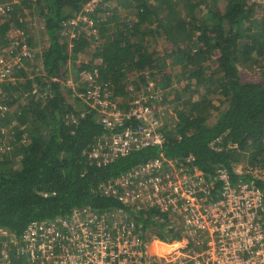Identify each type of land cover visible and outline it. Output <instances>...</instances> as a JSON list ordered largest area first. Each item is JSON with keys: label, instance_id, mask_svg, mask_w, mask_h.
<instances>
[{"label": "trees", "instance_id": "16d2710c", "mask_svg": "<svg viewBox=\"0 0 264 264\" xmlns=\"http://www.w3.org/2000/svg\"><path fill=\"white\" fill-rule=\"evenodd\" d=\"M90 1L0 0L4 5L0 14L2 56L19 55L24 44L31 57L0 83V106H4L0 130L2 125L10 127L6 135L0 131V228L8 229L18 240L31 223L67 218L75 209L88 208L98 214L124 211L142 237L156 232L162 242L179 241L182 230L176 214L159 206L133 210L121 202L119 192L115 195L111 190L118 188L115 183L131 170L161 157L175 161L178 168L200 171L213 184L211 197L221 191L215 179L216 167L226 170L232 185L252 182L256 187L264 186L263 180L238 174L232 166L236 152L256 162L264 160V0H206L201 4L205 14L182 17H176L174 11L182 0L166 2L167 13L145 0H123L130 15L115 38L102 29L104 22L115 21L113 14L110 11L106 19L103 14L113 3L125 10L122 1L100 0L86 13L84 8ZM133 1H138L135 6H131ZM218 1L223 4L221 8ZM164 13H170L171 21L161 16ZM79 15L91 22L89 29L71 27ZM36 21L41 25L35 29L47 35L43 42L36 41L30 32ZM253 29L256 32L251 40L259 41L260 51L241 60L242 45ZM157 39L173 44L185 68L214 58V74L210 75L221 89L225 107L209 124L197 112L198 106L192 105L190 112L181 108L176 120L169 122L167 130L163 128L165 142L161 147L133 150L107 162L90 158L100 142L137 124L127 122L122 128L105 130L96 111L76 97L77 105L69 104L61 79L66 77L70 60L91 53L90 62L100 61L93 66L97 82L112 98L120 100L122 109H128L138 98L142 100L139 94L149 95L146 101L159 108L165 102L158 99L168 94L156 79H168V75L163 71L164 61L161 66L156 64L160 58ZM189 43L192 46L187 48ZM200 44L203 51L194 52ZM92 63L80 64L77 74L91 69ZM244 63L256 66L257 82L241 81L238 66ZM138 78L143 87L135 83ZM34 86L38 96L32 93ZM13 105L17 110L8 115L7 109ZM157 118L164 124L165 116L157 114Z\"/></svg>", "mask_w": 264, "mask_h": 264}, {"label": "built area", "instance_id": "2783aa9c", "mask_svg": "<svg viewBox=\"0 0 264 264\" xmlns=\"http://www.w3.org/2000/svg\"><path fill=\"white\" fill-rule=\"evenodd\" d=\"M98 1L91 0L84 11H93ZM2 6L0 3V14ZM71 27L89 29L91 22L79 15ZM18 54L5 57L0 50V83L31 58L24 44ZM99 62L79 72L76 82L69 79L61 85L75 88L74 97L96 111L103 129L122 128L127 122L137 126L100 142L89 157L107 162L133 150L161 147L165 126L157 114L164 118L162 108L138 98L122 109L119 100L97 82L93 66ZM32 93L38 96L36 86ZM178 166L164 157L148 161L120 178L115 183L118 188L111 193L119 192L121 202L133 210L159 206L176 214L181 239L191 243L197 242L195 236L202 239L203 247L192 256L187 249L162 263L148 254L147 239L124 211L98 214L82 208L67 218L31 223L18 240L11 231L0 228V264H264V186L259 188L252 182L232 185L226 170L216 167L215 179L221 191L211 197L213 184L200 171Z\"/></svg>", "mask_w": 264, "mask_h": 264}, {"label": "rangeland", "instance_id": "374dc122", "mask_svg": "<svg viewBox=\"0 0 264 264\" xmlns=\"http://www.w3.org/2000/svg\"><path fill=\"white\" fill-rule=\"evenodd\" d=\"M122 1V5L125 6V10H120L115 3L111 4L109 8V11L103 16L105 19L109 16V14H113V18L115 21H112L110 23L104 22L105 24L102 26V29H105V33L111 34L108 35L111 38H115L117 33H115L118 30V33L122 31L121 25H123L126 21V18H129L130 13L128 12V6H126L124 3L125 1ZM148 4L152 6H161L162 9H164V12L167 13V10L164 8L165 3L169 0H145ZM206 0H182L178 4H176V17H182L185 14L193 15V14H199V12H202L205 14V9H203V2ZM138 2V1H136ZM136 2L133 1V4L131 6H135ZM261 2V1H260ZM222 2L218 1V6L221 8L223 6ZM109 6V5H108ZM131 6L129 7L131 9ZM218 7V8H219ZM111 11V12H110ZM125 11V12H124ZM162 14L161 16L163 18H166L171 21L169 14ZM103 17V18H104ZM104 19V20H105ZM103 20V21H104ZM181 22H187L185 19H180ZM29 22V21H27ZM40 22L36 21L33 22V25L31 26V34L33 35L34 39L36 41L43 42L44 38L47 37L45 31H41L39 29V32L35 29L36 26L40 27ZM181 26V25H180ZM103 29V30H104ZM256 32V29L251 30V32L248 34L247 41L242 45V55L241 60L249 57L256 56L259 49V41L251 40V37L253 36V33ZM120 32L119 34H121ZM39 34V35H38ZM118 36V35H117ZM138 36V35H137ZM245 35V33L243 34ZM32 37V38H33ZM154 37V35H153ZM152 37V38H153ZM243 37V38H244ZM250 37V38H249ZM87 40V39H86ZM158 40V39H157ZM168 42V41H167ZM165 43L162 41L157 42L156 50L160 54V58H158V62L156 64L161 66L162 61L165 62V67L163 71H166L165 73L168 75V79H156L159 86H161L162 90H165L168 94L165 98H160L159 100H164V104L161 102L160 107L162 108V113L166 114L164 119V126L167 130V126L170 125V121H175L176 116L179 111H181V108H186L188 112H190L192 105L198 106L200 109H198V113L200 116H204L206 118V122L213 123L217 117L219 109L225 107V104L222 103V98L220 96L221 89L217 87L216 82L214 80V77H211V73L214 71V65H215V59L211 58L208 59L207 63L204 64L202 61L201 63L199 61L193 62V67H187L185 68L184 60L180 55H178V52L176 51L175 47L172 43ZM166 44V45H165ZM189 46L187 48H190L192 46V43L188 44ZM196 49H194V52L196 51H203L204 46L200 44V46H196ZM87 57H84L83 59L77 57V59L70 60V66L67 68L65 72V78H62L61 80H72V82H76L77 77V69L80 67V64L83 63L91 64L90 60L92 59L91 53H87ZM81 59V60H80ZM245 64V63H244ZM239 65V75L242 82H257L259 79V71L256 68L255 65L245 64V65ZM30 70L35 71L33 67H29ZM191 72L189 75L187 72ZM195 71V72H194ZM214 74V73H213ZM71 75V76H70ZM30 78L32 76H29ZM146 78H143V80ZM14 82V81H13ZM156 82V81H155ZM170 82H173L171 84ZM135 83H139V86L143 87V81L140 82L139 78L135 80ZM152 86V84L150 85ZM149 86V87H150ZM157 86V85H156ZM63 87V86H62ZM128 88H135L133 85H128ZM148 89H151L148 88ZM75 88L68 89L65 87L63 90L65 98L69 104L75 107L77 103L75 102L74 92ZM36 97V96H35ZM139 97L144 98L145 100L149 99V95H142L139 94ZM155 101V100H153ZM151 101V102H153ZM22 102V101H20ZM120 102V100H119ZM23 103V102H22ZM158 103V102H157ZM24 104H27V102H24ZM121 104V102H120ZM162 104V105H161ZM154 105V104H153ZM206 106V107H205ZM13 107V112H12ZM12 107L8 108V115H11L14 113V111L17 110V107L13 105ZM202 107V109H201ZM4 106H0V111H3ZM192 115V114H190ZM170 117L169 119H167ZM1 133L4 132V134H8V131H10V127L7 125L1 126ZM227 149H232V147L227 146ZM238 156L233 157L232 166L236 173L238 174H246L251 177H256L259 179H264V160L261 161H254V158H249L246 156L245 153H239L236 152ZM157 233L156 232H150L147 235V245H148V254L151 257H157L160 260H163L162 263L165 261H169L172 258H175V256L179 253H183L184 251L189 252L190 256L193 255V252L195 253L199 249L203 247L202 239L199 236H195V240L197 242L191 243L188 239L185 240V238L179 240V241H173L170 244H167L165 242H162L161 240H158L156 238ZM193 237V235H192ZM154 241V242H152ZM157 243L161 245L168 246V248L165 247H159ZM173 244V245H172ZM170 245H172L170 247Z\"/></svg>", "mask_w": 264, "mask_h": 264}, {"label": "bare ground", "instance_id": "6f19581e", "mask_svg": "<svg viewBox=\"0 0 264 264\" xmlns=\"http://www.w3.org/2000/svg\"><path fill=\"white\" fill-rule=\"evenodd\" d=\"M157 245H158V248H159V247H165V248H168V246L161 245V244H159V243H157ZM172 245H173V244H172ZM172 245H170V247H171Z\"/></svg>", "mask_w": 264, "mask_h": 264}]
</instances>
